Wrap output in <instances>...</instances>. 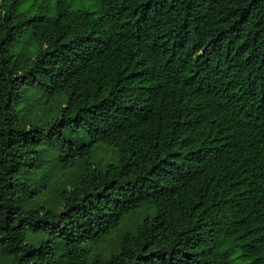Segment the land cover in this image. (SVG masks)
<instances>
[{
	"label": "trees",
	"instance_id": "obj_1",
	"mask_svg": "<svg viewBox=\"0 0 264 264\" xmlns=\"http://www.w3.org/2000/svg\"><path fill=\"white\" fill-rule=\"evenodd\" d=\"M0 0V264H264V0Z\"/></svg>",
	"mask_w": 264,
	"mask_h": 264
},
{
	"label": "rangeland",
	"instance_id": "obj_2",
	"mask_svg": "<svg viewBox=\"0 0 264 264\" xmlns=\"http://www.w3.org/2000/svg\"><path fill=\"white\" fill-rule=\"evenodd\" d=\"M58 0H25L22 7L29 9L31 14H51L52 7ZM72 8H84L98 11L101 8L99 0H66ZM230 264H245L247 259L242 255L241 246H235L231 252Z\"/></svg>",
	"mask_w": 264,
	"mask_h": 264
}]
</instances>
